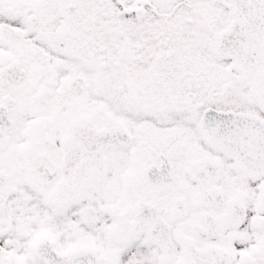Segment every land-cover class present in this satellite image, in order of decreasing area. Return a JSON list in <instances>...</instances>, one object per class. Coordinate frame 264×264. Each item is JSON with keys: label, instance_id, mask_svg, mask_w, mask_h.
I'll return each mask as SVG.
<instances>
[{"label": "snow or ice", "instance_id": "6c2138e0", "mask_svg": "<svg viewBox=\"0 0 264 264\" xmlns=\"http://www.w3.org/2000/svg\"><path fill=\"white\" fill-rule=\"evenodd\" d=\"M0 264H264V0H0Z\"/></svg>", "mask_w": 264, "mask_h": 264}]
</instances>
